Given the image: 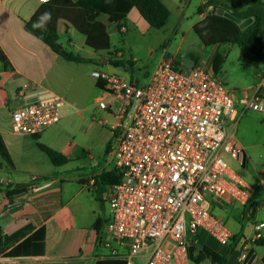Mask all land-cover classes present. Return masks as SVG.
<instances>
[{
	"label": "built area",
	"instance_id": "built-area-1",
	"mask_svg": "<svg viewBox=\"0 0 264 264\" xmlns=\"http://www.w3.org/2000/svg\"><path fill=\"white\" fill-rule=\"evenodd\" d=\"M92 75L104 82L97 105L114 117L108 154L120 180L105 195L112 211L107 232L121 247L113 255L126 264H190L189 248L201 232L232 244L235 235L212 208H247L254 194L227 159L246 165L235 131L246 113L264 116V76L253 93L234 97L192 57L164 58L143 83L98 70ZM65 105L53 93L23 88L10 107L12 130L41 135L64 118ZM255 209L248 207L249 214ZM258 237L241 240V264H248Z\"/></svg>",
	"mask_w": 264,
	"mask_h": 264
},
{
	"label": "crops",
	"instance_id": "crops-1",
	"mask_svg": "<svg viewBox=\"0 0 264 264\" xmlns=\"http://www.w3.org/2000/svg\"><path fill=\"white\" fill-rule=\"evenodd\" d=\"M71 1L77 3L80 0ZM161 1L167 6L166 0ZM43 6L44 4L40 0H0V48L11 64L8 70H5L2 65L0 71V135L13 163V166H9L0 157L2 165L0 170L6 172L7 178L0 179V190L2 191L0 194L1 235L10 236L27 226L32 227V232L23 240L0 248V253L2 252L0 264H115L120 259L112 253L117 250L116 242L108 235L107 222L109 218L105 216V195L109 186L100 185L96 181V178L102 173L114 169L110 165L112 160L109 154L107 153L109 161L102 168L91 173L77 172L74 175L64 176L56 172H42L43 174H37L28 182L17 181L14 178V173L25 171L21 170L18 166V163L21 162L17 161H21L24 157L32 159V156L28 155L24 148L25 144H21L22 141L19 138L32 139L33 137L19 136L13 132L10 107L18 91L23 88H27L30 92L53 93L66 101L65 106L71 104L67 100H81L89 93L87 79L94 78L92 74L99 69L97 64L101 59L132 60L136 66L139 58L131 46L130 36L133 33H139L144 37L155 29L148 25L136 8L131 9L125 22L124 35L126 36L123 39V46L118 48L114 44L110 32L111 26L117 29L116 24L110 23L107 16L100 15L97 20L107 28L111 49L110 51L96 52L86 44V37L82 33L70 22L61 19L57 24L61 47L83 58L97 61L96 63L69 62L56 54L45 42L25 30L26 22L30 21ZM212 9L213 4L210 3L208 10ZM201 15L204 18L207 16L204 11ZM160 48L166 51V44ZM218 49L215 48V54L208 62L201 63L213 69L212 62L218 55ZM117 50L121 52L116 53ZM102 55L107 57H102ZM166 57L169 56L163 55L158 63ZM86 64L92 65L89 67L91 69L88 73L84 72ZM110 73L116 72L110 71ZM258 76L259 82L243 94L230 90L234 97L253 93L264 76V69L258 73ZM96 83L95 79V87H97ZM6 86L12 88L10 99L6 96ZM4 108L7 110L6 122H4L1 112ZM46 132L47 130L40 135V139H43ZM237 139L244 146L252 166V170L246 173L245 178L242 177L254 189L251 201L247 208L232 206L239 210L240 219L245 225H238L236 232L229 229L237 237L235 240L237 242H233L228 247L221 246L206 232H201L194 244L200 245L202 248H209L220 255H225L230 249H233L226 264H241L239 259L241 240H251L260 235L257 242L263 241V243L256 244L248 264H264V228L260 232L255 229L256 224L264 223V168H261L260 173L258 172L256 162L248 154L244 139L239 137ZM59 151L67 156L64 150ZM42 154L44 153H37V156H40L37 158L45 161L44 158H48V156ZM52 166L56 168L53 164ZM60 167L62 166L58 168ZM42 177L50 178L43 180ZM250 206L256 207L253 214H249L248 207ZM99 219L104 222L101 233H98L94 228ZM30 237H33L34 241L27 245L28 250H32L33 246H40L39 248H43L40 249L42 254L5 257V254ZM211 264L213 263L211 262Z\"/></svg>",
	"mask_w": 264,
	"mask_h": 264
},
{
	"label": "rangeland",
	"instance_id": "rangeland-1",
	"mask_svg": "<svg viewBox=\"0 0 264 264\" xmlns=\"http://www.w3.org/2000/svg\"><path fill=\"white\" fill-rule=\"evenodd\" d=\"M204 2L205 0H166L171 12L166 25L160 30H152L150 34L144 35V37L139 33H133L130 36L131 46L139 58L133 76H130L120 67L101 63L97 64L98 71L105 74H115L127 80L133 78L135 81L143 83L155 71L163 55L172 57L178 62L192 57L206 63L215 54V48H219L218 54L225 57L219 74L229 90L243 94L246 90L254 87L260 80L258 73L264 69V62L250 63L238 45L226 43L228 39L225 30L227 28L226 23L213 19L219 18L228 21L230 27H233L227 18L218 15L219 10L214 6L215 2H223V0L210 2L213 4L212 10H208L210 3L204 4ZM200 8L202 12H206L205 18L201 15L202 12H199ZM246 9L247 5L229 4L227 10H223L233 14V12ZM111 27L113 42L120 48L123 46L122 40L126 35L122 36L115 27ZM164 44H166V51L160 48ZM102 57L107 56L102 55ZM96 62L94 60L93 63ZM86 65H84V72L88 73L91 69L89 67L92 65ZM1 69L2 64L0 63V71ZM110 71H115L117 74L110 73ZM87 80L89 93L81 100H67L71 104L69 103L70 105L64 107V118L57 125L49 128L43 139L39 140L45 145L49 144L50 147L52 146L51 148L57 151L64 150L69 162L60 168H53L48 158H44L45 161L37 158L40 157L37 156V153L41 152L35 139L19 138L22 141L21 144H25L24 148L28 155L32 156V159L29 160L24 157L21 161H17L21 162L18 163L21 170H25L23 173H14V178L17 181L28 182L37 174L47 172H56L64 176L74 175L77 172L91 173L102 168L109 161L107 147L112 142L110 126L114 123V117L107 110L97 105L96 100L101 92L95 87V79ZM5 91L6 96L10 99L12 88L6 86ZM1 112L4 122H6L7 110L4 108ZM235 134L244 139L248 154L256 162V168L260 173L261 168H264V116L257 112H248L239 123ZM227 161L231 168L243 178H245L246 173L252 170L251 160L248 157L244 168L237 165L235 160L231 158H228ZM110 165L112 168L115 167L113 162ZM0 179H7L6 172L3 170H0ZM245 180L247 181V179ZM105 205V216L110 218L112 211L107 200ZM233 206L236 207L237 205ZM212 212L222 219L227 228L233 232H236L238 225H245L240 219L239 210L232 206H213ZM115 247L121 251V247L116 243ZM190 264H211L210 260L205 257L200 245L191 247Z\"/></svg>",
	"mask_w": 264,
	"mask_h": 264
},
{
	"label": "trees",
	"instance_id": "trees-1",
	"mask_svg": "<svg viewBox=\"0 0 264 264\" xmlns=\"http://www.w3.org/2000/svg\"><path fill=\"white\" fill-rule=\"evenodd\" d=\"M229 4L236 5H247V9L244 11L233 12L237 18L241 21H247L252 19V23L242 29L240 25L229 20L232 24V28L227 23L228 21H223L219 18H213L215 20L222 21L226 23L227 28L226 33L228 34V39L226 43L238 45L244 55V57L253 64L259 62H264V0H224L223 2H215V8L217 10L224 9L227 10ZM136 8L148 25L155 29H162L168 19L171 16V12L168 7L161 0H80L77 3H73L71 0H50L34 15V17L26 22L25 30L37 37L38 39L45 42L56 54L61 56L63 59L69 62L76 63H91L94 62L93 59L83 58L74 53L66 51L61 47L59 43V36L57 30L58 21L65 19L70 22L80 33L86 37V44L94 49L96 52L110 51L111 40L108 35L106 26L99 22L97 18L100 15H105L110 23H115L118 32L123 36L124 32L122 29L125 27V22L127 20L128 14L131 9ZM202 12V9H199ZM51 14V20L46 23L44 28H34L33 24L36 23L39 18L45 14ZM226 18V17H225ZM123 42V40H122ZM121 52V51H116ZM114 61H119L121 64L125 63L134 68L135 63L132 60L125 59H115ZM225 57L218 54L214 57L212 62L213 70L216 74L221 71L222 65L224 64ZM0 63L4 66L5 70H8L11 66L8 61L7 56L0 48ZM126 71V70H125ZM128 72V71H126ZM96 86L99 89L104 87V82L102 80H97ZM35 139L38 149L46 154L52 164L56 167L63 166L69 162L66 155L61 152L41 143L40 135L33 136ZM111 143L108 144L107 153L110 151ZM0 157L4 162L13 166L8 149L0 135ZM0 163V168H1ZM50 177H42L43 180L49 179ZM120 180V176L117 171L104 172L96 178V181L100 185L113 186L117 184ZM0 190V194H1ZM104 222L99 219L94 228L99 233H101V228ZM32 232V227L27 226L18 232L10 236H2L0 229V248L16 244L17 242L23 240L28 234ZM237 237H235L234 242ZM34 238L30 237L27 241L16 246L12 251L5 254V257H17L19 255H39L43 252L40 251V246H33L32 250H28L27 245L33 242ZM259 245L263 241L257 242ZM195 244L193 243L190 249ZM233 249L225 255H220L219 253L209 249L203 248V253L205 257L210 260L213 264H226L229 255ZM2 253V252H1ZM0 253V254H1ZM115 264H126L124 261L117 260Z\"/></svg>",
	"mask_w": 264,
	"mask_h": 264
},
{
	"label": "water",
	"instance_id": "water-1",
	"mask_svg": "<svg viewBox=\"0 0 264 264\" xmlns=\"http://www.w3.org/2000/svg\"><path fill=\"white\" fill-rule=\"evenodd\" d=\"M218 15L220 16H224L226 17L227 19L235 22L236 24L240 25V27L242 29H245L246 27H248L251 23H252V19H249L247 21H244L242 22L239 18H237L235 15L231 14V13H228V12H225L223 9H220L218 11ZM100 63L101 64H109L113 67H120L126 71H128V73L130 74V76H133L134 74V68L130 65H127L125 63H120L119 61H114V60H108V59H101L100 60Z\"/></svg>",
	"mask_w": 264,
	"mask_h": 264
},
{
	"label": "clouds",
	"instance_id": "clouds-1",
	"mask_svg": "<svg viewBox=\"0 0 264 264\" xmlns=\"http://www.w3.org/2000/svg\"><path fill=\"white\" fill-rule=\"evenodd\" d=\"M45 2H46V0H45ZM50 20H51V14L45 13L39 18V20L36 23L33 24V27L42 29L46 26V23Z\"/></svg>",
	"mask_w": 264,
	"mask_h": 264
}]
</instances>
